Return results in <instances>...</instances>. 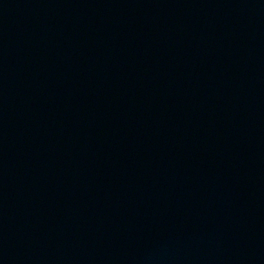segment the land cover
<instances>
[{
    "label": "water",
    "instance_id": "95a60500",
    "mask_svg": "<svg viewBox=\"0 0 264 264\" xmlns=\"http://www.w3.org/2000/svg\"><path fill=\"white\" fill-rule=\"evenodd\" d=\"M0 264H264V0H0Z\"/></svg>",
    "mask_w": 264,
    "mask_h": 264
}]
</instances>
